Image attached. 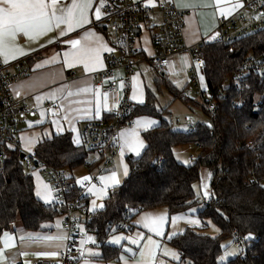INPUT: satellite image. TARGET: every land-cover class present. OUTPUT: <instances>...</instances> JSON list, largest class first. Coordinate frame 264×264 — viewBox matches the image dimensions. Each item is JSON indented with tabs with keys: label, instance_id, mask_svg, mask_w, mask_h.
Masks as SVG:
<instances>
[{
	"label": "trees",
	"instance_id": "obj_1",
	"mask_svg": "<svg viewBox=\"0 0 264 264\" xmlns=\"http://www.w3.org/2000/svg\"><path fill=\"white\" fill-rule=\"evenodd\" d=\"M200 48L208 91L218 105L214 112L188 99L162 73L159 77L175 99L200 107L209 116L211 127L199 122L190 133L176 129L166 118L169 109L158 110L149 96L143 105L131 104L129 114L119 123L125 126L137 116H149L157 119L158 125L143 132V153L128 157L129 175L113 189L104 208L91 213L89 197L82 194L73 177L68 178L67 202L79 199L84 204L82 228L95 238L101 251L97 259L105 264L121 260L122 249L110 244L109 238L129 231L118 227L132 223L139 212L165 207L173 216L201 205L194 186L203 167L211 173V197L198 212L203 227H187L169 240L180 254V264H221L222 244L232 239L233 231L245 238L251 233L252 239L246 252L239 251L227 264H264V75L249 63L251 57H264V29L233 44L220 39L203 42ZM239 71L243 72L239 80L224 82ZM103 120L117 121L115 115ZM192 144L198 147V156L186 166L177 161L175 148ZM113 146V131H109L106 153ZM93 152L82 138L77 145L72 135L65 133L38 143L32 158L35 163L73 171L86 164ZM22 154L19 149H10L0 171V236L18 221L24 230L36 232L63 217L56 204H45L35 195L34 179L23 169ZM105 159L106 155H99L93 167ZM208 224L218 229L216 236L203 232Z\"/></svg>",
	"mask_w": 264,
	"mask_h": 264
},
{
	"label": "crops",
	"instance_id": "obj_2",
	"mask_svg": "<svg viewBox=\"0 0 264 264\" xmlns=\"http://www.w3.org/2000/svg\"><path fill=\"white\" fill-rule=\"evenodd\" d=\"M147 2V0H145ZM246 0H239L243 4L242 8L235 9L228 16H221L219 8H229L233 4L237 3L238 0H223L219 7H178L183 10L185 15V42L187 45H198L203 42H213L216 40H220L223 34L224 29L220 28L219 21L221 19L229 18L234 15L241 16H259V12L257 9H248L244 6V2ZM175 4L190 2V0H174ZM59 5H69L72 3V0H58ZM156 3V0H155ZM211 3L215 5V0H211ZM99 6V0H93V8L89 12V22L84 24L83 27H78L70 32H67L64 36L59 34V29H53L34 40L29 41L28 37L24 36L22 33L18 34L16 37V44L24 49L23 54H19L15 59H9L6 63L7 71L14 72L15 71V62L22 58H27L29 64L32 68L31 73L22 79L20 82L13 86V92L17 96L18 99L25 101L32 109L35 110L34 115L25 116L20 121L19 133L17 134L16 143L17 149L20 151H25L23 148V141L21 137L32 136L33 138L38 137L35 145L33 147L34 153L36 146L38 143L42 142L44 139H51L54 136L63 135L65 133H70L72 135L73 141L77 138V133L79 134V138L81 140V131L82 126L88 121H99L103 120V118L114 115V113L119 108V101L125 95L129 99L130 104L132 105H143L146 103L148 97L153 99L154 105L156 104V95L152 86H164L162 80L159 77V74L166 69H174L177 67H181V69H185L188 75V86L194 87L196 89L197 95V103L201 106H205V102L209 101L211 92L208 91L206 79L203 73V68H195L193 66L192 60L187 54H180L173 57L169 63V65L162 69L157 70L153 67L150 62V56L152 55V33L154 32L151 29H146L143 31L138 46L140 48V52L135 54L134 56V65H133V73L128 82L125 80L126 69L121 67L115 70V84L117 85V92L108 93L105 92L99 84V77L97 74L105 69V57L109 53L107 51H103L101 53V59L103 61V66H97L94 70L86 71L84 65L82 63H74L70 67L65 62L64 52L71 51L72 46L67 43L69 39H81L83 42V38L89 33H95L100 37H103V41L108 45V47L113 48L114 51L111 52L117 56L122 55L120 49L117 46V33L113 28V21L110 19H106L101 16L100 20H96L94 12L95 8ZM258 15V16H257ZM63 27V25L61 26ZM219 33L217 36L216 33ZM93 37H89V40H92ZM51 41V42H49ZM0 58L4 61L3 57ZM186 59V62L184 60ZM39 65V67H37ZM194 69V72H191V69ZM158 73V75H157ZM201 76L204 78L201 80ZM150 78L153 82L150 81ZM154 79V80H153ZM167 80V79H166ZM170 82L176 89L181 91V88L177 84ZM121 85H123L121 87ZM88 88L87 92H80L79 95L67 96V91L76 92L77 89ZM57 89H64L63 100L53 102L47 98L40 100L37 102V96H45L48 93L54 92ZM136 91L137 100L132 99L133 91ZM99 91L101 94L107 93V106L102 108L99 116L96 113V98L94 96L95 91ZM17 92L19 95H17ZM184 94V93H183ZM101 100H103V96H101ZM142 100L143 103L139 101ZM63 103L64 107L60 108L58 105ZM50 108L46 109L47 106ZM156 107V106H155ZM206 107V106H205ZM55 109L57 111V117L61 120L63 125V131L57 134L54 125L52 124L53 116L51 110ZM41 110L45 111V115L42 118L40 116ZM87 110V111H85ZM202 110V109H201ZM203 111V110H202ZM67 114L72 119V126L76 128V132H72L69 128L68 122L63 120L64 115ZM204 114H206L203 111ZM207 116V115H206ZM208 121L206 123H210V118L207 116ZM154 120L156 123L151 125L147 129H140L141 139L143 138V132L155 127L158 125V120L149 117V116H137L132 120L135 122L136 120ZM188 119L185 118L183 122L177 121V124L181 125L182 123L186 126L185 131H188L194 127V125H188ZM199 123V122H198ZM137 125L135 123L134 126L125 125L119 131L120 137V146L113 160V164L106 167L103 163L99 165L93 164L98 161L99 155L98 153H91L87 160V163L83 166L73 170H65L66 174L69 177H73L76 181L77 186L85 191V194L89 197V206L88 210L92 213L95 211L102 210L103 208H99L98 206L103 204L105 200L108 198L110 193L114 188L122 185L125 179L128 177L130 169L127 162L129 156L138 157L135 153H132L127 150L126 146L123 143L121 138L122 132H127L133 129H136ZM47 133V134H46ZM78 145H81L78 144ZM144 145L145 141H144ZM144 148L141 150V154L143 153ZM176 149V148H175ZM198 149V148H197ZM123 151V155L121 152ZM199 152V149H198ZM193 159V158H192ZM24 161V159H23ZM127 166L128 174H124V168ZM37 172L36 176H32L35 183V192L37 190L43 191L45 188L50 189L49 201L46 203L42 199L38 198L45 204H52L56 201V194L54 192L53 186L50 185L44 178L41 176L42 173L46 174V171L42 167H38L34 170ZM115 171L117 174V178L119 180V184L113 186L109 185L105 188V194L103 197L93 195L89 189L95 187L97 192L103 184L100 181V177H108L111 173ZM91 177L90 181H84L83 186L78 184L77 181L82 177ZM49 181V179H48ZM101 183V184H100ZM96 202L95 211L92 210L93 205L92 201ZM151 214L152 216L164 215L166 222L162 229V235H156L153 232H150L147 228L143 227V224H137L138 220H141L145 215ZM180 217L175 220L173 224V218ZM83 218V217H82ZM190 219L198 220V224H191L188 222ZM17 223V222H16ZM63 217L59 216L54 222L47 223L43 225V229L40 231L32 232L26 231L23 229L21 223V228L17 229L14 226L5 232H8L12 237V245L9 247H5L3 243V234L0 236L1 248L3 249L4 255L6 257L5 264H11L13 259L15 260V264H36L40 260H51L57 262L60 258L62 251L64 250L67 242V232L62 227ZM132 225L134 227L133 230L123 232L121 235L123 236H134L137 232L143 234V239L139 241V244H131L128 240H121L119 244L113 242V234L109 238V243L120 247L122 249L123 259H121L117 263L111 264H137L139 260V252L140 246L145 244L147 238L151 236L153 240H156L161 245V248L167 247L169 249L173 248L169 244V237H174L184 231L187 227H203V223L201 219L198 217V213L196 217L194 214L189 212L180 213L177 215L170 216L167 208H156L152 210L139 212L133 219ZM85 231V229H84ZM86 232V231H85ZM205 234L216 236L219 231L212 224H208L206 229L203 230ZM175 233V235H172ZM63 235L66 239L61 240H45L44 237H57ZM89 236H92L89 234ZM22 237L24 239H22ZM29 237H40L39 240L29 239ZM93 237V236H92ZM96 242V240H95ZM97 244V242H96ZM95 248H98L97 246ZM131 248L132 252H127L126 249ZM94 249V248H92ZM99 249V248H98ZM101 252V251H100ZM177 252V251H176ZM37 253H41V255H37ZM43 253H56L55 255H43ZM135 253V255H133ZM178 253V252H177ZM98 257V256H97ZM97 257H92L91 255L88 257V252L86 251L85 257L83 260H94L95 264H105L97 259ZM95 258V259H92ZM167 256H164L161 251L157 252V259H166Z\"/></svg>",
	"mask_w": 264,
	"mask_h": 264
},
{
	"label": "built area",
	"instance_id": "obj_3",
	"mask_svg": "<svg viewBox=\"0 0 264 264\" xmlns=\"http://www.w3.org/2000/svg\"><path fill=\"white\" fill-rule=\"evenodd\" d=\"M244 6L248 9H257L259 16L234 15L219 21L220 28H223L221 39L228 44L250 34L260 32L264 29V0H246ZM103 17L113 21V28L117 33V46L122 55L108 53L105 57V69L97 74L99 84L105 92H117L115 84V70L126 69L125 80L128 82L133 73L134 56L140 52L138 43L144 30L151 29L152 33V55L150 62L157 70L166 68L171 59L180 54H187L192 60L193 66L197 69V62L202 61L199 68H203L204 59L200 45H187L185 42V15L179 9L174 0H156L155 6L147 5L145 0H106L105 6L101 9ZM139 32V33H138ZM250 64L264 75V57L250 58ZM15 71H7L6 63L0 58V171L9 158V150L17 149L16 138L19 133L20 121L25 116L35 114V110L25 101L17 98L13 92V86L31 73V66L27 58L15 62ZM194 72V69H191ZM242 71L234 74L232 78H224L225 83L231 79L239 80ZM212 94V93H211ZM206 108L214 112L218 105L213 101L212 95L209 101L205 102ZM131 104L125 95L119 101V108L114 113L117 121H88L82 126L81 136L83 144L87 149L99 155H106L104 166L113 164V160L120 146L119 131L123 127L119 121L129 114ZM50 108L48 105L46 109ZM127 125L134 126L131 121ZM211 125L208 123V126ZM113 131V149L106 153L108 143V132ZM191 132V129L186 131ZM14 145L9 148L8 145ZM252 142H250V145ZM27 166L42 167L48 176L49 181L54 185L56 201L61 215L63 216L62 227L67 232V242L57 262L51 260H40L36 264H80L85 257L86 251L95 248L96 242L88 240L89 234L84 231L81 225L82 217L86 209L78 199L76 202H67V194L70 191L68 176L65 170L54 169L43 162H34L31 157L24 159ZM160 163L163 161L160 160ZM101 184V183H100ZM85 195V191L82 190ZM81 194V195H82ZM204 202H207L205 199ZM120 230H133L131 222H124L118 227ZM233 245L241 252H246L249 247L248 239L238 232L232 233ZM85 243L81 244V241Z\"/></svg>",
	"mask_w": 264,
	"mask_h": 264
},
{
	"label": "snow or ice",
	"instance_id": "obj_4",
	"mask_svg": "<svg viewBox=\"0 0 264 264\" xmlns=\"http://www.w3.org/2000/svg\"><path fill=\"white\" fill-rule=\"evenodd\" d=\"M106 0H99V6L95 8V18L96 20H100L103 15L101 9L105 6ZM223 0H215V5L211 3V0H190V2L178 3V7H219ZM147 5L155 6V0H147ZM243 4L238 2L233 4L229 8H219L221 16L230 15L235 9L242 8ZM93 8V0H72V3L69 5H59L58 0H0V56L3 57L4 62L7 63L9 59H15L17 55L23 54L24 49L20 48L16 44V37L18 34L22 33L24 36L28 37L29 41L36 39L37 37L52 31L53 29H59V34L64 36L67 32H70L78 27H83L84 24L89 22V12ZM261 18V17H257ZM63 25V27H61ZM218 36L219 33L217 32ZM89 37H93L92 40H89ZM51 42V41H49ZM72 46V50L64 52L65 62L69 65V67L74 63H82L86 71L94 70L97 66H103V61L101 59V53L103 51H107L109 53L113 52L114 49L108 47V45L103 41V37L98 36L95 33L89 32L84 38L83 42L81 39H69L67 41ZM187 58H184L186 62ZM203 63L202 61L197 62V68L199 65ZM39 67V65H37ZM204 78L201 76V80ZM123 85H121L122 87ZM88 88L77 89L74 93L72 91H67V96L79 95L80 92H87ZM64 89H57L54 92L48 93L45 96H37L36 100L39 102L42 99H49L53 102L62 101L63 100ZM17 95L19 93L17 92ZM94 96L96 98V115L99 116L102 108L107 106V93L101 94L98 90L94 92ZM101 96H103V100H101ZM132 99L137 100V94L134 89L132 94ZM143 103L142 100L139 101ZM58 107L63 108L64 105L61 102ZM87 111V110H85ZM52 116L54 117L52 120V124L54 125L57 134L61 133L63 129V125L61 120L57 117V111L55 109L51 110ZM45 115V111L41 110L40 116L43 118ZM63 120L68 122L69 128L72 132H76V128L72 126V119L67 114L64 115ZM137 128L121 133V138L123 140L124 145L127 150L135 153L136 156L141 155V150L144 148V140L141 139L140 129H147L151 125H154L156 121L154 120H136L135 121ZM211 127V125H209ZM47 134V133H46ZM39 138H33L32 136L21 137L23 141V148L25 151L32 153L33 147L35 145L36 140ZM74 144H80L81 140L79 138V134L77 133V138L73 141ZM9 148H13L14 145L9 144ZM123 155V151L121 152ZM124 174H128V168L125 166ZM211 173H209V176ZM91 177L85 176L77 181L78 184L83 186L84 181H90ZM100 181L103 184V187L99 189L97 192L95 187L89 189V191L96 196L103 197L105 194V188H107L110 184L115 186L119 184V180L117 178V174L115 171L111 173L110 176L100 177ZM264 187V185H261ZM203 196L209 197L211 195L209 191V186L204 185L203 187ZM35 195L42 199L44 202L49 201L50 189L45 188L43 191L37 190ZM93 208L95 211L97 205L95 200L92 201ZM99 208H103L104 205L101 204L98 206ZM191 212H196V208H192ZM180 217L173 218V224L175 220ZM166 222L164 215L152 216L151 214L145 215L141 220H138L137 224H143V227L147 228L150 232L155 233L156 235H162V229ZM191 224H198L199 221L195 219L188 220ZM112 231H115L113 228ZM175 235V233H172ZM143 234L137 232L134 236H116L113 237V242L119 244L121 240H128L131 244H139V241L142 240ZM22 239H24L22 237ZM29 239L39 240L40 237H29ZM45 240H63L66 239L65 236L60 235L57 237H44ZM171 239V236L169 237ZM246 239H252V234L246 237ZM89 241L95 242V238L92 236L88 237ZM13 237L5 232L3 234V243L7 248L12 245ZM85 243V241H81V244ZM127 252H132L131 248L126 249ZM161 251L164 256H170L174 261H180V254L167 248H161V245L158 241L153 240L151 236L147 238L145 244L140 246L139 252V260L137 264H165V261L157 259V252ZM56 253H43V255H55ZM91 255H98L97 253H90ZM37 255H41V253H37ZM135 255V253H133ZM227 255V254H226ZM226 256H221L220 261L221 264H224ZM123 259V257H121ZM5 256L3 249H0V264H4ZM11 264H15V260L11 262Z\"/></svg>",
	"mask_w": 264,
	"mask_h": 264
},
{
	"label": "rangeland",
	"instance_id": "obj_5",
	"mask_svg": "<svg viewBox=\"0 0 264 264\" xmlns=\"http://www.w3.org/2000/svg\"><path fill=\"white\" fill-rule=\"evenodd\" d=\"M158 72H163L165 74V78L167 80L171 81L174 84H177L179 86V88H181L184 95L188 99L197 101L196 89L194 87L188 86V75H187V72L185 69H181V67H177V68H174L172 70L166 69L164 71H158ZM157 75H158V73H157ZM150 81L153 82L151 78H150ZM152 89L154 90L156 98H157L156 104H155L156 108L160 111L165 109V108L169 109L168 110L169 113L167 114L166 118H168L172 122L174 128L182 129V130L185 129L186 126L183 123L181 125L177 124V121L183 122V120L185 118H187L189 121L188 125H191V124L195 125L198 122H207L208 121L206 114L203 113V111L201 110L200 107H197V106L194 107V106H192V104H187L180 99H175L172 96V94L170 93V91L165 86H160V88H158L157 86L153 85ZM197 148L198 147L196 145H193V144L192 145H185V146H178L175 149V157H176L177 161L186 165V166L192 165L194 163V160H196V158L198 156V149ZM23 153L26 155V159H29L32 156H34L35 151L33 154H31L27 151H23ZM34 162H36L35 159H34ZM36 168L37 167L34 166V163L31 166H27L26 162L23 161V169L27 175H31V176L35 177L37 172H35L34 170ZM209 173H210V171L207 168L203 167L201 169V179L194 186L196 196L200 197V201L202 202L201 205L194 207V208H196V212L190 211V213L194 214L195 217H196L197 213L199 212V210L202 209V207L204 205L203 204L204 200L205 199L208 200L211 197V195H210L209 197L206 198L202 194L204 185H208L209 191H210L211 175L209 176ZM41 176L44 178L45 181H47L48 183L50 182V181H48L47 174L42 173ZM50 185H52L53 189H54V185L52 183ZM14 227H16L17 229H20L21 228L20 222L18 221L17 223H15ZM121 234L122 233H117L114 235V237L121 236ZM222 246H223V253L221 256H226V258L224 260V264H227L228 261L230 260V258H234L235 256H237L239 254V250H238V248H236L233 245V240L231 238L225 240L223 242ZM0 248H1V242H0ZM171 250H173V249H171ZM87 252H88V257L91 255L90 253H97L98 254V255H91L92 257H97L101 254L100 249H98V248L90 249ZM92 259H95V258H92ZM161 260L165 261V264H180L179 261L172 260V258L170 256H167L166 259H161ZM5 261H6V257H5ZM219 262L221 263L220 260H219ZM4 264H5V262H4ZM80 264H95V262H94V260H82Z\"/></svg>",
	"mask_w": 264,
	"mask_h": 264
},
{
	"label": "water",
	"instance_id": "obj_6",
	"mask_svg": "<svg viewBox=\"0 0 264 264\" xmlns=\"http://www.w3.org/2000/svg\"><path fill=\"white\" fill-rule=\"evenodd\" d=\"M138 33H139V32H138ZM25 156H26V155L23 153L22 156H21V160H23Z\"/></svg>",
	"mask_w": 264,
	"mask_h": 264
}]
</instances>
